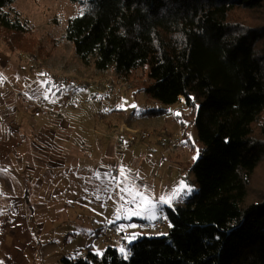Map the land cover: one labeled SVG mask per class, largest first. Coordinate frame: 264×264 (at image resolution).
I'll return each mask as SVG.
<instances>
[{"label":"rangeland","instance_id":"rangeland-1","mask_svg":"<svg viewBox=\"0 0 264 264\" xmlns=\"http://www.w3.org/2000/svg\"><path fill=\"white\" fill-rule=\"evenodd\" d=\"M86 7L71 0H18L7 9L30 23L27 38L37 44L32 52L13 50L0 31V92L9 94L0 93V118L6 125V117H15L17 127L0 131V264H63L91 250H119L123 243L114 232L101 235L106 229L125 231L129 238L166 237L168 207L153 221L132 215L136 207L128 201L147 195L155 203L184 182L193 191L170 207L176 208L197 192L193 156L198 150L200 157L202 147L192 121L181 127L189 110L147 98L112 70H97L93 60L84 64L66 31ZM157 109L167 112L145 115ZM126 128L151 135L131 142L124 134L117 140ZM32 141L53 143L47 148L50 162L40 161ZM109 154L110 161H104ZM121 169L133 180L125 182ZM262 186L264 166L252 196Z\"/></svg>","mask_w":264,"mask_h":264},{"label":"trees","instance_id":"trees-1","mask_svg":"<svg viewBox=\"0 0 264 264\" xmlns=\"http://www.w3.org/2000/svg\"><path fill=\"white\" fill-rule=\"evenodd\" d=\"M17 1L0 0V31L32 52V26L7 11ZM71 1L87 6L66 31L80 60L166 106L184 97L181 127L194 123L202 149L197 192L166 208L168 236L63 264H264V186L251 194L264 166V0Z\"/></svg>","mask_w":264,"mask_h":264},{"label":"snow or ice","instance_id":"snow-or-ice-1","mask_svg":"<svg viewBox=\"0 0 264 264\" xmlns=\"http://www.w3.org/2000/svg\"><path fill=\"white\" fill-rule=\"evenodd\" d=\"M48 96L45 94V99H47ZM179 115V113H177ZM189 139H191L189 137ZM199 159V151L197 150L196 155L193 156V161ZM3 169H0V172H3ZM106 176H111V173H105ZM120 176L124 179L125 182L132 181L133 178L130 176H124L123 169L120 170ZM113 180L116 179V177H112ZM134 182V181H133ZM193 189L191 186L185 184L184 182H181L178 189L173 190L172 196L166 198L164 195L160 196L159 200L157 202H153L148 198L147 195H139V198L137 196H133L131 200L128 201L129 204L135 205L136 211L132 213V215L138 217V218H144L149 220H155L158 218V212L162 210L164 207H173V203L175 201H178L180 199H183L184 197L191 195ZM179 193V195H177ZM123 199V197H121ZM119 219V217H117ZM127 227L135 228L136 225H128ZM165 235V234H160ZM138 238V234H134L132 237H126V239L129 240V242H132L134 239ZM121 254L124 256V258H127V255L129 254L125 248L119 249ZM94 255H97L98 258L103 259L104 254L102 252L94 253Z\"/></svg>","mask_w":264,"mask_h":264},{"label":"crops","instance_id":"crops-1","mask_svg":"<svg viewBox=\"0 0 264 264\" xmlns=\"http://www.w3.org/2000/svg\"><path fill=\"white\" fill-rule=\"evenodd\" d=\"M7 82H9V80H7ZM12 85H13V83H12ZM6 88V87H5ZM1 94H2V96L3 97H6V96H8L9 94L8 93H3V92H0ZM8 101V100H7ZM184 103H185V101H182V99L180 98V103L178 104V105H180V106H184ZM3 105V104H2ZM1 104H0V117L2 118V115H3V112H2V110H1V106H2ZM177 106V105H176ZM12 116H9V117H6V125H4L3 123H2V120H1V118H0V131H4L5 129H6V127H8L9 126V128H10V130H12V128L13 129H16L17 127H15L14 126V123H13V119L15 118V117H13V118H11ZM12 121V122H11ZM122 124H126V125H129V124H127V123H125V122H122L120 125H122ZM111 125H113V124H111ZM119 125V126H120ZM11 126H12V128H11ZM35 127H37V126H35ZM133 127V126H132ZM13 134V133H12ZM16 134V133H15ZM17 135V134H16ZM32 145H34L36 148V150H37V152L39 153H37L38 154V157H40L41 159H40V161H42V162H45L46 163V161H48V162H50L51 161V157H50V153L48 152V150L49 149H47L49 146H51V145H53V143L51 142V141H48V142H44V141H42V142H40V141H32V143H31ZM2 145H3V143H2ZM8 147H10V145L8 146ZM46 151V152H45ZM30 152H32L33 153V149L30 151ZM29 154V153H28ZM34 154V153H33ZM47 155V156H46ZM110 155L111 154H109L108 156L106 155L105 157H104V161H110V159H108L109 157H110ZM32 155L30 154V157H31ZM53 161H57V160H53ZM71 162H73V163H77V162H79V161H75V159L73 160V161H71ZM34 164H35V162H33ZM53 164V163H52ZM58 164H59V162H58ZM60 164H61V162H60ZM53 166H57V164H53ZM48 168H50V166H48ZM33 169H35V167H33ZM106 173V172H105ZM108 173H111V172H108ZM49 176H50V178H51V172H48L47 173ZM111 176H112V174H111ZM114 232V234H116L117 236L116 237H118L121 241H122V243H123V245L120 247V249L121 248H125V250L128 252V247H129V241H128V239H126V237H127V232H125V231H115L114 229H112V230H109V229H106L105 231H102L101 232V235H103L105 232ZM104 251H105V249L104 250H100V252H102V253H104ZM88 253H95V250H91V251H89Z\"/></svg>","mask_w":264,"mask_h":264},{"label":"built area","instance_id":"built-area-1","mask_svg":"<svg viewBox=\"0 0 264 264\" xmlns=\"http://www.w3.org/2000/svg\"><path fill=\"white\" fill-rule=\"evenodd\" d=\"M126 136V138L128 140H130L131 142H136L139 140H146L150 137L151 133L147 132V131H139V130H132L129 128H126V131L122 130L119 134V137H116L117 140H120L123 136ZM110 234L105 236L102 240V243L106 244L107 241L106 240H110ZM109 238V239H107Z\"/></svg>","mask_w":264,"mask_h":264},{"label":"bare ground","instance_id":"bare-ground-1","mask_svg":"<svg viewBox=\"0 0 264 264\" xmlns=\"http://www.w3.org/2000/svg\"><path fill=\"white\" fill-rule=\"evenodd\" d=\"M182 99V101H185V98L184 97H180Z\"/></svg>","mask_w":264,"mask_h":264}]
</instances>
